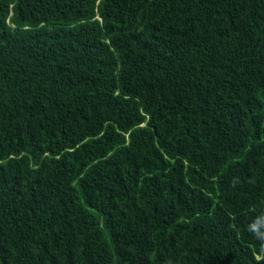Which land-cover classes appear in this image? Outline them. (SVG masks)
<instances>
[{"label": "trees", "instance_id": "16d2710c", "mask_svg": "<svg viewBox=\"0 0 264 264\" xmlns=\"http://www.w3.org/2000/svg\"><path fill=\"white\" fill-rule=\"evenodd\" d=\"M0 264H264V0H0Z\"/></svg>", "mask_w": 264, "mask_h": 264}]
</instances>
